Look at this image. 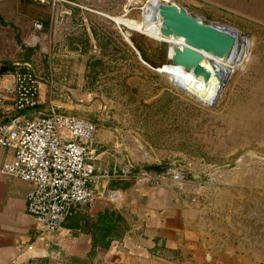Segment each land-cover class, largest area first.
Wrapping results in <instances>:
<instances>
[{
	"label": "rangeland",
	"instance_id": "1",
	"mask_svg": "<svg viewBox=\"0 0 264 264\" xmlns=\"http://www.w3.org/2000/svg\"><path fill=\"white\" fill-rule=\"evenodd\" d=\"M66 1L71 4L59 5L95 16L80 26L92 29L96 44L89 53L96 65L82 88L79 82L65 85L71 91L63 88L62 98L77 99L74 89L84 95L86 114L116 131L139 176L180 175V181L165 182L189 211L196 263L264 264V0H160L204 24L233 28L245 41L214 98L204 101L159 71L174 66L171 44L140 29L148 0L140 7L135 3L142 0H84L87 6ZM38 24L24 33L0 21V51L10 54L0 56V70L7 67L10 75L17 62L30 60L52 74L49 42ZM153 25L159 29L162 22ZM147 166L168 169L146 171Z\"/></svg>",
	"mask_w": 264,
	"mask_h": 264
},
{
	"label": "crops",
	"instance_id": "2",
	"mask_svg": "<svg viewBox=\"0 0 264 264\" xmlns=\"http://www.w3.org/2000/svg\"><path fill=\"white\" fill-rule=\"evenodd\" d=\"M73 1L86 5L84 0ZM94 17L63 4L52 9L27 0H0L2 23H7L10 28L19 27L24 33L32 32L34 22L40 23L41 30L44 28L41 36L49 42L45 53L50 66L53 64L52 74L47 76L41 61L39 65L30 60L15 64L17 67L29 65L37 74L41 84L38 108L41 113L54 109L94 122L86 114L88 104L81 99L84 95L80 91L73 90L72 96L77 97L73 101L71 97L62 98L65 90L71 91L65 85L75 88L79 82L77 87L82 88L84 79L96 65L91 62L89 53V48L96 44L92 29L90 25L80 26L82 19V22L92 23ZM0 45L4 44L0 41ZM0 56L10 57V54L7 56L5 51H0ZM49 62L45 61V64ZM12 82V74L4 75L0 87L10 86ZM13 113L10 105L5 115ZM99 121V124L94 122L98 131L93 146L92 189L96 202L87 206L88 211L84 207L75 208L51 246L39 239L36 220L27 211V197L32 186L3 173V165L11 161L13 154L0 148V264L196 263L199 255L192 252L198 246L193 240L194 226L189 211L178 203L176 190L166 182L155 185L143 174L141 177L133 173L139 169L138 165L130 160L116 131L105 125L104 120ZM124 170L130 175L125 176ZM110 213L112 219L121 216L123 227L128 229L121 239L112 242L109 249L98 247L91 256L92 236L88 233V223H99Z\"/></svg>",
	"mask_w": 264,
	"mask_h": 264
},
{
	"label": "built area",
	"instance_id": "3",
	"mask_svg": "<svg viewBox=\"0 0 264 264\" xmlns=\"http://www.w3.org/2000/svg\"><path fill=\"white\" fill-rule=\"evenodd\" d=\"M27 1L53 7L70 3L66 0ZM36 26L41 29V25ZM12 75V84L0 87V148L13 154L2 171L32 186L27 211L36 220L39 239L51 246L75 208L96 202L92 184L93 146L98 125L54 109L41 113L38 110L41 84L32 67L21 65ZM10 105L15 116L5 124V110ZM29 111L34 113L27 115ZM123 174L128 176L130 172L124 170ZM144 177L155 185L169 179L180 181V175L171 172Z\"/></svg>",
	"mask_w": 264,
	"mask_h": 264
},
{
	"label": "water",
	"instance_id": "4",
	"mask_svg": "<svg viewBox=\"0 0 264 264\" xmlns=\"http://www.w3.org/2000/svg\"><path fill=\"white\" fill-rule=\"evenodd\" d=\"M144 1L146 0L137 2L135 5L140 7ZM156 13L162 20V36L184 40L185 46L182 48L178 46L171 48L172 56H169V59L172 65L192 72L197 79L203 80L205 85L210 81L212 74L203 66L206 59L204 54L228 61L236 50L238 41H241L239 37H236L235 29L204 24L200 19L193 17L184 8L175 4L160 3L156 8ZM238 50L241 49L238 48ZM208 62L212 64L211 61ZM33 113L34 111H29L26 114Z\"/></svg>",
	"mask_w": 264,
	"mask_h": 264
},
{
	"label": "bare ground",
	"instance_id": "5",
	"mask_svg": "<svg viewBox=\"0 0 264 264\" xmlns=\"http://www.w3.org/2000/svg\"><path fill=\"white\" fill-rule=\"evenodd\" d=\"M159 4H160V0H148V2H146V4H144L141 7L144 14L147 16L144 22L142 23V25H140L139 27L140 29L144 30L146 33L150 34L152 37L156 38L159 41H165V40L168 41L171 44L170 56H172L171 48L173 46H178L182 48L183 46H185V44L182 38H172V37L165 38L164 36L161 35L162 26L159 29H157L153 25L154 21L162 22V20L156 13V8L158 7ZM235 35L236 37H239L241 41H238V46L236 47V50L233 52V54L231 55L228 61H223V60L211 57L210 55L204 54L206 59L203 62V66L208 71H210L212 74L211 79L207 85L204 84L203 80L197 79L192 72L185 71L181 67L165 66L163 68H160L159 71L164 74H167L176 84H178V86L184 89V91H186L187 94L189 93V95L192 96L193 98L199 101H204L208 99L210 100L214 98V96L216 95L218 88L220 86V82L223 81V78L238 48L241 49L240 50L241 52L244 48L245 41L243 37H240L239 32H237ZM208 61H211L212 64H210Z\"/></svg>",
	"mask_w": 264,
	"mask_h": 264
},
{
	"label": "trees",
	"instance_id": "6",
	"mask_svg": "<svg viewBox=\"0 0 264 264\" xmlns=\"http://www.w3.org/2000/svg\"><path fill=\"white\" fill-rule=\"evenodd\" d=\"M143 58L145 61H148L147 57L143 53ZM17 69V65L13 67V70L15 71ZM10 69L7 67H2L0 70V75H6ZM6 118L4 120V123L7 124L12 119V117L15 116V113L10 115H5ZM146 171H163L164 167L160 166H147L145 168ZM139 169H135L133 173H139ZM129 182L131 180H128ZM111 213L106 216L103 220H99L93 222V224L88 223V233L92 236V250L90 252V255H94L96 249L98 247H102L104 249H109L112 242L117 239H121L125 233V231L128 229L127 227H123V218L121 216H117L115 218H111ZM71 217V216H70ZM69 217V218H70ZM68 218V220H69ZM71 219V218H70ZM67 220V221H68ZM103 223V224H102ZM69 226L66 224V227ZM71 226V225H70Z\"/></svg>",
	"mask_w": 264,
	"mask_h": 264
}]
</instances>
